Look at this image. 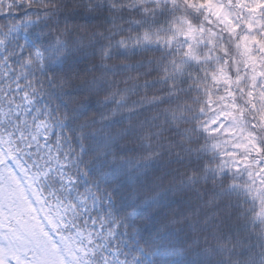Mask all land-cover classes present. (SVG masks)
Segmentation results:
<instances>
[{
    "label": "clouds",
    "instance_id": "obj_1",
    "mask_svg": "<svg viewBox=\"0 0 264 264\" xmlns=\"http://www.w3.org/2000/svg\"><path fill=\"white\" fill-rule=\"evenodd\" d=\"M5 4L17 18L0 21V107L35 110L45 144L68 161L72 206L112 233V256L90 264H264L251 194L264 196V75L250 85L240 50L255 35L252 55L264 60V0ZM249 139L259 152L241 148ZM37 255L14 232L0 239V264Z\"/></svg>",
    "mask_w": 264,
    "mask_h": 264
},
{
    "label": "trees",
    "instance_id": "obj_2",
    "mask_svg": "<svg viewBox=\"0 0 264 264\" xmlns=\"http://www.w3.org/2000/svg\"><path fill=\"white\" fill-rule=\"evenodd\" d=\"M237 2L238 5L243 7V0H237ZM16 18L17 13L10 10L8 4L0 7V21L15 24ZM257 23L259 24L260 21H257ZM248 26L249 28L253 27L252 24H248ZM19 37L29 42L33 39L30 33H26L23 30L19 32ZM251 37L256 36L253 35ZM252 40L246 36L245 40H240V47L244 46L241 52V58L244 59V62L245 59H250L249 66L254 71V74L250 73V85H255L256 82H253L258 76L260 64L264 60L252 55ZM260 46L264 48V42H260ZM246 62L245 64L248 65ZM2 82L3 69L0 68V83ZM250 91L251 93L254 92L255 88H252ZM2 95L3 93L0 92V96ZM261 96L264 98V93H261ZM22 117L27 121V124L23 122ZM260 118L264 121V114ZM33 119L36 120L35 126H33ZM13 120H15V126H13ZM38 122L44 121L40 120L39 115L35 114L34 109H31L30 106L26 107L23 103L11 114L0 107V176L5 180L11 173L13 174V169L15 168L22 175L21 177L18 174L19 181L21 183L26 182L30 188L31 191L28 192V195L32 200L37 202V210L25 213L24 218L31 216V214L36 215V213L37 218L50 215L56 217L58 215L60 216L57 219L59 224L71 225L74 222V217L79 216L80 212L88 215V210L83 205L79 211L72 206L73 201L69 199V193L75 192V189L71 183L73 177L65 167L68 161L58 156L55 147L45 144L43 137L47 133L44 132L43 136L41 135L42 137L39 136L37 132ZM259 150V147L255 149L256 152H259ZM246 160V163L251 164L253 167L255 166L256 162ZM260 187L264 188V184ZM259 193L260 188H256L251 193L254 197H258L259 206L256 210L255 218L257 220H264V196H260ZM76 195L78 197L77 202L84 201L85 197L82 193L77 192ZM88 205H91V201H88ZM12 214H14L12 209H5V216L9 221V226L13 225ZM20 219L22 220V218ZM54 232L58 236L62 234L61 239L67 246L76 245V247H83L82 251L77 252V261H83V264H90L93 258H97L101 254L112 256V252H109L108 248L104 247V245L111 247L109 241L113 239L112 233L104 231L101 223L93 219L91 215H88L87 223H83V217H81V228L79 230L73 229L71 232H61L54 229ZM40 236L44 237V235ZM120 259H123V256Z\"/></svg>",
    "mask_w": 264,
    "mask_h": 264
},
{
    "label": "rangeland",
    "instance_id": "obj_3",
    "mask_svg": "<svg viewBox=\"0 0 264 264\" xmlns=\"http://www.w3.org/2000/svg\"><path fill=\"white\" fill-rule=\"evenodd\" d=\"M225 18L227 19V14H225ZM229 23H231V21H229ZM247 23L251 24L250 20ZM234 29L235 25H233V30ZM246 36L247 35L241 37V41L245 40ZM250 38L251 40L253 38L252 41L257 40V37ZM243 49L244 46L240 47L241 52ZM245 62L250 65L249 58L245 59ZM251 73L254 74V71L252 70ZM257 75H264V69L260 68ZM252 94L253 92L249 93V98H251ZM44 127V122L37 123V132L39 136H43ZM250 135V133H246V136ZM250 145L252 147H249ZM241 147H245L249 149V151H255V149L258 148V146H255V141L251 139H249L247 143L242 144ZM11 174L5 180L0 176V239H4L14 232L17 238L38 250L36 264H66L65 255L72 257L76 264H81L80 261H77V252L82 251L83 247H76V245H74L75 247L72 245L67 246L61 239L62 234L58 236V234L54 232V229L58 227L59 222L57 219L60 218V216H42L41 219L37 218L36 213V215L31 214V216L24 218L25 213L37 210V202L34 203V200L29 197L28 192L31 190L27 183H21V181H19L18 174L22 177L20 172L14 168L12 176ZM5 209H12V211H14L11 217L15 220L16 226L18 227H14V225L9 226V221L5 216ZM20 218H22V220ZM53 233L57 236L55 239ZM40 235H44V237ZM20 264H28V262L21 258Z\"/></svg>",
    "mask_w": 264,
    "mask_h": 264
},
{
    "label": "flooded vegetation",
    "instance_id": "obj_4",
    "mask_svg": "<svg viewBox=\"0 0 264 264\" xmlns=\"http://www.w3.org/2000/svg\"><path fill=\"white\" fill-rule=\"evenodd\" d=\"M255 82H256V79H255V81L253 83H255ZM249 93H251V91H249ZM246 161H248V160H246Z\"/></svg>",
    "mask_w": 264,
    "mask_h": 264
}]
</instances>
